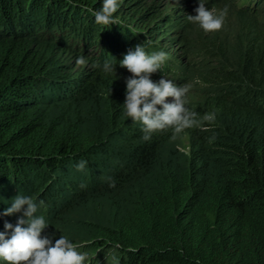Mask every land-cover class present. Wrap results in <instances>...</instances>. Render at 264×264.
I'll use <instances>...</instances> for the list:
<instances>
[{
	"label": "trees",
	"instance_id": "obj_1",
	"mask_svg": "<svg viewBox=\"0 0 264 264\" xmlns=\"http://www.w3.org/2000/svg\"><path fill=\"white\" fill-rule=\"evenodd\" d=\"M150 1L120 0L114 14L118 22L99 25L88 9L100 7V0H0V210L17 194L42 199L45 204L37 214L45 215L50 223L45 231L52 232L77 199L115 196L129 186L144 188L147 177L153 176L150 189L137 194L129 210L95 231V245L72 239L79 251L88 250L86 264H264V49L254 44L235 66L219 62L201 69V88L192 92L205 97L203 105L193 109L199 123L183 131L191 134L192 159L205 152L199 160L205 166L210 155H219L220 171L216 168L203 180L190 163L181 175L170 164L158 171L160 145L176 133L169 128L144 140L139 122L128 124L123 114L125 88L113 87L108 98V91L98 88L101 81L125 84L130 73L119 64L115 74L96 66L109 54L119 61L143 43L148 53H167L151 78L169 74L173 66L178 70L180 63L167 49L177 40L165 34L156 37L175 17L149 16ZM56 53L86 57L94 76L84 89L52 74L59 65L53 60ZM191 69L188 66L187 74ZM187 74L178 79L183 82ZM49 91L57 100H92L98 107L99 99L107 98L101 123L122 149L110 151L98 135L82 134L70 121L59 125L47 120L38 105L47 103ZM210 112L223 116L226 130L203 120ZM102 157L112 161V168ZM81 159L87 164L77 169ZM85 170L90 173L87 179ZM86 181L88 188L81 185ZM9 217H0V230ZM108 250L115 252L113 259L105 258Z\"/></svg>",
	"mask_w": 264,
	"mask_h": 264
},
{
	"label": "rangeland",
	"instance_id": "obj_2",
	"mask_svg": "<svg viewBox=\"0 0 264 264\" xmlns=\"http://www.w3.org/2000/svg\"><path fill=\"white\" fill-rule=\"evenodd\" d=\"M150 4L152 8L150 9L151 11H149V16L159 15L157 17L160 18L159 20H161L162 16H167L169 14L175 17L172 18L169 24L170 26L161 30L156 37H158L159 34H165L164 37L167 38L168 36V38L176 39L177 43L184 42L181 46L173 42H170V47L167 46L168 52L170 51L171 54H174L177 58V62L180 63L177 72H172L167 75L160 74L152 79L159 80L161 75H163L167 79H172L178 85L185 83L191 84L192 87L187 96L188 102L186 106L192 111L202 106L204 100L202 102L201 99H205V97H198L199 95H197V93L192 94L193 90L201 88V81L199 82L203 76L200 74L201 69H206V67L215 65L219 62H224L227 65L234 64L233 66H235L238 59H240L241 53L254 44L259 50L264 49V0L257 1L254 6H250V3L245 5L247 8H250L247 9L248 12L245 14H243L241 10V6L245 4L244 0H206V7L220 10L227 6L228 9L222 28L207 33L187 19L188 14H195L194 9L198 6V0H151L148 5ZM254 10H256L255 13H249V11L253 12ZM125 12L128 14L131 12V9H126ZM123 19L129 22V19L124 17ZM148 19L145 21L148 22ZM161 23V21H158L160 28ZM217 51L219 52L217 57L210 55V53L214 54ZM55 57L57 59L53 60H55V62L58 61L59 65L52 68V74L55 73L56 78L59 79L60 82H70L73 80L80 88L84 89L86 86L85 83H88L90 78L94 76V70L88 63L81 65L77 63V59L66 54L58 55V53H56ZM188 66H191L192 69L189 70L187 74ZM184 74L187 75L184 77L185 79L183 82H181L178 78ZM124 78L126 79V77ZM82 81H84V83ZM101 82L98 88L100 92L108 91V93H105V97L107 98L110 95L109 89L111 90L113 87H118L119 90L122 91V89L126 87L123 83L122 85L114 86ZM56 85L58 84L56 83ZM54 95L55 94L49 91L45 94V96L48 97L47 103L45 102L38 105L40 106L38 112L45 115L47 120L57 122L59 125H65V121H70V123L77 124L82 134L89 135L90 137L98 135L97 138L99 137L103 140L102 142H106L110 151L115 150L118 152L122 149L121 142L116 139L112 140V137L109 138L106 129L104 130L103 123H101V118L105 117V109L107 108L106 103L109 104L107 98L106 100L98 98L102 102H100L101 105L98 107L92 100H78L77 102L69 103L71 100L66 97L57 100ZM166 99L171 100L172 98L168 97ZM98 117H100V121L97 119ZM126 122L128 124L133 123L131 118H128ZM213 122L218 123L221 130H226L223 116L216 117ZM188 136L190 137L191 134L186 132L174 134L173 136L170 135L168 139H166V142L160 145L159 159L161 161L163 160V162L159 161L155 165L156 170H166L170 164L172 167L169 168H172L177 174L181 175L190 163L193 168L198 167L197 171L200 174L197 176L201 178V180L205 179L206 174H213L216 168L220 171V168L223 167L221 162L223 159L219 155H210L207 160L208 163H206L205 166L204 164L200 166L199 161L205 152H201V156L198 160L192 159L195 147L191 146L189 143L190 140ZM101 159L105 161L106 166L110 165L112 168V161L107 160L106 157H102ZM202 173L204 174L201 175ZM89 174L90 173L85 170L84 177L86 179L89 178ZM109 175L110 174L107 173L103 176L101 181L103 185H105ZM152 177L153 176L147 177L148 180L144 188L129 186L124 192H119L115 194V196L109 194L99 198L89 195L86 196L84 200H79L80 198L77 199L78 203L67 211L68 214L66 216L63 215L59 220L60 222L57 223L56 229L52 232H56L57 237L59 235H66L70 240L74 239L75 242L84 244L90 240L87 244L89 246L95 245L98 242L95 238V231L102 227L110 226L111 222H113V218H118L121 214L129 210L136 195H141L150 189V183L151 180H153L151 179ZM81 185H83L84 188H88V181ZM4 203L7 204L6 202ZM17 215L18 214L10 216L8 220L15 222ZM83 252L88 253V250ZM105 254V258L110 259L111 257L113 259L116 255L112 250L106 251ZM94 256L97 260H102L101 257L96 254ZM104 261H106V259H104Z\"/></svg>",
	"mask_w": 264,
	"mask_h": 264
},
{
	"label": "clouds",
	"instance_id": "obj_3",
	"mask_svg": "<svg viewBox=\"0 0 264 264\" xmlns=\"http://www.w3.org/2000/svg\"><path fill=\"white\" fill-rule=\"evenodd\" d=\"M244 1L245 4L241 6L243 14L250 9L245 5L250 3V6H254L252 1ZM119 7L120 0H100V7L88 11L95 23L113 25L118 22V17L114 14ZM227 11V6L217 10L206 7V0H198L195 14H188L187 19L207 33L222 28ZM109 57L97 62L96 66L106 74H115L119 64L130 73L125 79V98L121 105L124 116L141 125L144 140H150L155 132L169 128L179 134L199 123L197 113L186 106L191 84L178 85L172 79L165 78L164 74L159 80L151 78V74L158 72L167 59L164 50L148 53L145 44L138 43L123 54L119 61L110 54ZM170 61L174 65L175 62L172 59ZM87 62L83 55L77 58V63L81 65ZM173 67L175 70V66ZM168 97L172 99H166ZM215 118V112L203 116L206 121H214ZM204 127L207 128L206 125ZM214 138L215 134L212 139ZM86 164L87 161L81 159L75 166L83 169ZM10 201L7 207L0 210V217L19 215L15 223L8 220L3 222V230H0V264L87 263V253L79 251L78 245L66 235L57 237L56 232L45 231L50 223L45 215L37 214L38 209L45 204L42 199L17 194Z\"/></svg>",
	"mask_w": 264,
	"mask_h": 264
},
{
	"label": "bare ground",
	"instance_id": "obj_4",
	"mask_svg": "<svg viewBox=\"0 0 264 264\" xmlns=\"http://www.w3.org/2000/svg\"><path fill=\"white\" fill-rule=\"evenodd\" d=\"M173 71L177 72V70H173Z\"/></svg>",
	"mask_w": 264,
	"mask_h": 264
}]
</instances>
